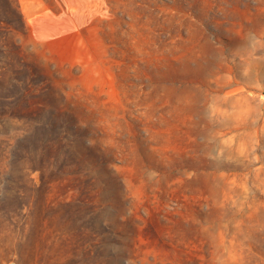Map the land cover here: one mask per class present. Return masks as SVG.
Returning a JSON list of instances; mask_svg holds the SVG:
<instances>
[{
  "label": "rangeland",
  "instance_id": "374dc122",
  "mask_svg": "<svg viewBox=\"0 0 264 264\" xmlns=\"http://www.w3.org/2000/svg\"><path fill=\"white\" fill-rule=\"evenodd\" d=\"M0 264H264V0H0Z\"/></svg>",
  "mask_w": 264,
  "mask_h": 264
},
{
  "label": "trees",
  "instance_id": "16d2710c",
  "mask_svg": "<svg viewBox=\"0 0 264 264\" xmlns=\"http://www.w3.org/2000/svg\"><path fill=\"white\" fill-rule=\"evenodd\" d=\"M9 5H12L13 4V1L14 0H5ZM16 9H17V6H16ZM19 10V9H18ZM20 15L22 16L21 12H20ZM22 23H23V20H22Z\"/></svg>",
  "mask_w": 264,
  "mask_h": 264
}]
</instances>
